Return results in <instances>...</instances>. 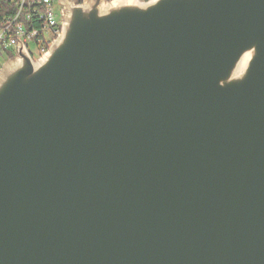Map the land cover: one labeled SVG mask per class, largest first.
Returning a JSON list of instances; mask_svg holds the SVG:
<instances>
[{
	"label": "water",
	"instance_id": "water-1",
	"mask_svg": "<svg viewBox=\"0 0 264 264\" xmlns=\"http://www.w3.org/2000/svg\"><path fill=\"white\" fill-rule=\"evenodd\" d=\"M60 4L0 69V264H264V0Z\"/></svg>",
	"mask_w": 264,
	"mask_h": 264
},
{
	"label": "built area",
	"instance_id": "built-area-1",
	"mask_svg": "<svg viewBox=\"0 0 264 264\" xmlns=\"http://www.w3.org/2000/svg\"><path fill=\"white\" fill-rule=\"evenodd\" d=\"M15 6L14 13L0 22V69L10 58L19 57L21 44L34 59L41 58L63 29L65 7L60 0H16ZM29 42L36 44L38 58L29 49Z\"/></svg>",
	"mask_w": 264,
	"mask_h": 264
},
{
	"label": "trees",
	"instance_id": "trees-1",
	"mask_svg": "<svg viewBox=\"0 0 264 264\" xmlns=\"http://www.w3.org/2000/svg\"><path fill=\"white\" fill-rule=\"evenodd\" d=\"M15 4L16 0H0V22L5 18V16L14 13L16 8Z\"/></svg>",
	"mask_w": 264,
	"mask_h": 264
},
{
	"label": "rangeland",
	"instance_id": "rangeland-1",
	"mask_svg": "<svg viewBox=\"0 0 264 264\" xmlns=\"http://www.w3.org/2000/svg\"><path fill=\"white\" fill-rule=\"evenodd\" d=\"M82 1L78 0V2H82ZM29 49L31 50V52L33 53L35 58L39 57L38 53L36 52L37 46H36V44L34 42H29ZM1 62H3V60Z\"/></svg>",
	"mask_w": 264,
	"mask_h": 264
},
{
	"label": "bare ground",
	"instance_id": "bare-ground-1",
	"mask_svg": "<svg viewBox=\"0 0 264 264\" xmlns=\"http://www.w3.org/2000/svg\"><path fill=\"white\" fill-rule=\"evenodd\" d=\"M246 59H247V55L241 60L239 66H238L237 72H239L243 68V66L246 62Z\"/></svg>",
	"mask_w": 264,
	"mask_h": 264
}]
</instances>
